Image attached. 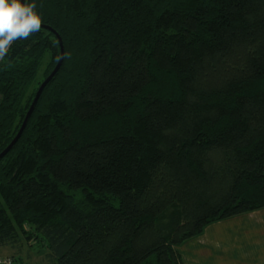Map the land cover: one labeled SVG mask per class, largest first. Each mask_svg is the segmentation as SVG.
Here are the masks:
<instances>
[{"label": "trees", "instance_id": "1", "mask_svg": "<svg viewBox=\"0 0 264 264\" xmlns=\"http://www.w3.org/2000/svg\"><path fill=\"white\" fill-rule=\"evenodd\" d=\"M27 2L65 56L0 160V247L183 264L208 226L264 209V0ZM60 54L40 28L0 59V153Z\"/></svg>", "mask_w": 264, "mask_h": 264}, {"label": "crops", "instance_id": "2", "mask_svg": "<svg viewBox=\"0 0 264 264\" xmlns=\"http://www.w3.org/2000/svg\"><path fill=\"white\" fill-rule=\"evenodd\" d=\"M177 250L183 264H264V209L212 224Z\"/></svg>", "mask_w": 264, "mask_h": 264}, {"label": "clouds", "instance_id": "3", "mask_svg": "<svg viewBox=\"0 0 264 264\" xmlns=\"http://www.w3.org/2000/svg\"><path fill=\"white\" fill-rule=\"evenodd\" d=\"M42 15L27 0H0V59L16 40L28 39L41 28Z\"/></svg>", "mask_w": 264, "mask_h": 264}, {"label": "rangeland", "instance_id": "4", "mask_svg": "<svg viewBox=\"0 0 264 264\" xmlns=\"http://www.w3.org/2000/svg\"><path fill=\"white\" fill-rule=\"evenodd\" d=\"M35 240L32 239L27 244L16 248L0 247V259L10 260L12 264H48L49 252L47 248L41 247V243H38L39 240ZM235 259H239L236 252Z\"/></svg>", "mask_w": 264, "mask_h": 264}, {"label": "water", "instance_id": "5", "mask_svg": "<svg viewBox=\"0 0 264 264\" xmlns=\"http://www.w3.org/2000/svg\"><path fill=\"white\" fill-rule=\"evenodd\" d=\"M41 28H44L46 30H49L50 32H52L58 42H59V46H60V58H59V61L56 65V67L54 68V70L51 72V74L42 82V84L40 85L36 95H35V98L26 114V117L23 121V124L18 132V134L16 135V137L13 139V141L7 146V148H5V150H3L1 153H0V160L2 158H4L8 153L9 151L13 148V146L17 143V141L20 139L21 135L23 134L35 108H36V105L40 99V96L42 94V92L44 91L45 87L48 85V83L53 79V77L58 73V71L60 70L62 64H63V61H64V56H65V49H64V45H63V41H62V38L60 37V35L57 33V31H55L53 28L49 27V26H46V25H41Z\"/></svg>", "mask_w": 264, "mask_h": 264}, {"label": "built area", "instance_id": "6", "mask_svg": "<svg viewBox=\"0 0 264 264\" xmlns=\"http://www.w3.org/2000/svg\"><path fill=\"white\" fill-rule=\"evenodd\" d=\"M0 264H12V261L0 259Z\"/></svg>", "mask_w": 264, "mask_h": 264}]
</instances>
